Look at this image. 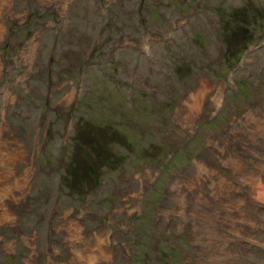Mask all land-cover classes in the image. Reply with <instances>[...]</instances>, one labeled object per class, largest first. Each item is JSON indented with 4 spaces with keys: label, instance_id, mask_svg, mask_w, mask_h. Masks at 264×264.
<instances>
[{
    "label": "rangeland",
    "instance_id": "1",
    "mask_svg": "<svg viewBox=\"0 0 264 264\" xmlns=\"http://www.w3.org/2000/svg\"><path fill=\"white\" fill-rule=\"evenodd\" d=\"M262 8L0 0V264H264Z\"/></svg>",
    "mask_w": 264,
    "mask_h": 264
},
{
    "label": "trees",
    "instance_id": "2",
    "mask_svg": "<svg viewBox=\"0 0 264 264\" xmlns=\"http://www.w3.org/2000/svg\"><path fill=\"white\" fill-rule=\"evenodd\" d=\"M262 10L264 11V9L262 8ZM253 11V10H252ZM260 13L262 12L261 10H258ZM247 12H249V10L247 11ZM255 16V15H254ZM234 17H229V19L230 20H232V21H234V19H233ZM227 24H231V23H229V22H227ZM232 25V24H231ZM247 36V38H246V40L244 41V42H247L248 40V38H249V35H246ZM245 35H244V37H246ZM249 40H251V35H250V38H249ZM230 41V40H229ZM245 50H246V46H243V44L241 45V46H239L238 47V49L236 50V52L234 53V55H228L227 53H226V55L224 56V58H225V61L227 62L228 60L229 61H233L234 60V58L236 57L237 59V61H238V59L243 55V53L245 52ZM236 62V61H235ZM230 63H232V62H228V63H226L227 65H229ZM231 67L229 66V68L228 69H230ZM94 148H95V146H93V148H92V150H94ZM97 159H99V157H97ZM85 174H87L91 179H92V177H93V174H95V173H93V169L92 168H90V169H88V168H86L85 170ZM82 180V182H84L85 181V179L84 178H82L81 179V175H80V181ZM164 244H169V240L168 239H166L165 240V243ZM169 246V245H168Z\"/></svg>",
    "mask_w": 264,
    "mask_h": 264
}]
</instances>
